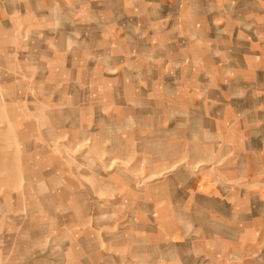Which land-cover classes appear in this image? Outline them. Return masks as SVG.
<instances>
[{"label":"rangeland","instance_id":"374dc122","mask_svg":"<svg viewBox=\"0 0 264 264\" xmlns=\"http://www.w3.org/2000/svg\"><path fill=\"white\" fill-rule=\"evenodd\" d=\"M0 264H264V0H0Z\"/></svg>","mask_w":264,"mask_h":264}]
</instances>
